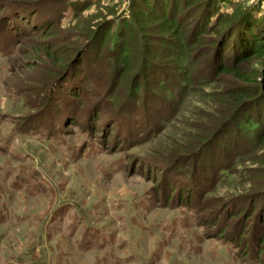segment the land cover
<instances>
[{
  "label": "rangeland",
  "instance_id": "rangeland-1",
  "mask_svg": "<svg viewBox=\"0 0 264 264\" xmlns=\"http://www.w3.org/2000/svg\"><path fill=\"white\" fill-rule=\"evenodd\" d=\"M133 1L97 0L67 22L70 29L66 30V22L59 27L55 23L47 25L41 14L44 10L52 14L48 8L52 0H0V31L8 42L15 43L4 50L0 42V264H96L91 261L99 260L103 264H257L242 263L241 257L257 252V237L264 230V224L260 226L264 219V188L251 191L264 181V150L256 146L236 165L247 172H242V180H236L234 175V185L227 183L215 191L208 189L210 164L216 162L211 159L214 157H208L213 149L195 154L189 164L196 167L199 181L190 187L189 196L160 158L177 146L193 143L205 130V119L211 111L202 103L200 94L188 97L178 113L161 124V119L170 115L169 102L174 101L155 90L158 103L148 102L145 109L149 108L146 114L159 128L156 136L132 142L124 146L125 152L115 153L114 145L123 144L118 121L111 109L96 112V106L90 105L99 101L106 89L121 87L123 82L114 80L99 87L82 79L73 84L68 80V63L78 66L86 77L87 60L97 51L91 46L87 60L84 56L79 60L83 48L73 54L71 38L94 30L101 33L107 28L113 32L115 25H108L113 18L111 12H123L127 17L132 12L136 14L140 34H147L148 44L154 49L149 54L154 69L166 68L170 59L158 57L166 46L156 34L158 20L146 18L144 10L132 6ZM239 1L248 6L257 4L258 14L264 15V0ZM10 6H15V14L7 10ZM189 22L183 23V35L195 37L198 29L194 20ZM11 23H15L14 28ZM226 33L220 40L228 39L230 31ZM210 37L204 34L196 44L189 41L191 54L198 52L200 68L211 56L207 51ZM164 38L174 40L170 35ZM219 43L217 48L221 47ZM225 46L231 49L224 53L225 59L231 61L236 51L230 43ZM66 56L73 59L68 62ZM97 64L101 65L102 60ZM259 65V60L249 59L243 66L250 69ZM170 68L167 74H174ZM56 74H60L59 78ZM228 78L219 79L241 86L253 82L226 81ZM149 79L152 89L153 77ZM237 85L229 83L230 88ZM69 86L78 88L76 98L65 93L64 88ZM88 94L89 103L84 100ZM33 96L44 98L43 108L27 104L34 100ZM13 116L21 121L53 120L61 132L39 128L29 134H16ZM84 128L94 130V136L82 132ZM231 138H223L226 142L219 139V151L231 145ZM96 139L104 142L105 150ZM203 170L206 172L201 174ZM170 189H174L173 200L168 198ZM149 190L158 196L154 203L146 194ZM181 196L196 203L205 229L195 224L191 211L174 207V198ZM254 207L258 209L250 215ZM224 237L237 241L241 257H236L229 244L222 243ZM76 241L80 242L77 247ZM259 255L264 256V240Z\"/></svg>",
  "mask_w": 264,
  "mask_h": 264
},
{
  "label": "trees",
  "instance_id": "trees-1",
  "mask_svg": "<svg viewBox=\"0 0 264 264\" xmlns=\"http://www.w3.org/2000/svg\"><path fill=\"white\" fill-rule=\"evenodd\" d=\"M52 1L53 4L48 6V8H51L52 14L50 15L45 10L41 12L42 16L46 17L45 22H47V25L55 23L57 27L66 22L64 27L68 30L70 27L67 22L72 20L81 9L90 6L97 0ZM133 3L132 6L136 7L138 11L144 10L146 18L156 17L158 20L159 28L156 34L161 37L160 42L166 45L164 50L159 51L158 57L161 60H171L166 62L168 64L165 66L166 68L160 67L162 70L154 69V62L149 56L154 49L148 44L147 34L145 32L142 35L140 34V30L136 26V14L134 15L132 12L127 17L124 16L123 12L119 15L111 12L110 15L113 18L109 20L108 25H115L113 32L110 28H107L101 33L94 30L83 34V36L75 34L71 38L72 44L75 46L72 51L73 54L83 48L77 59L80 60L84 56L87 60V57H89L87 51L90 50L91 46L95 47L97 51L87 60L88 71L91 74H88V76L86 74V77L85 73L78 69V66L73 67L68 63L66 69H70L68 72L70 74L68 80L72 81L70 84H73L76 80L78 82L80 79L84 83H93V85L96 83L99 87H104L105 83L110 82L111 84L114 80L123 82L121 87L106 89L102 98L96 103L89 101V94L84 98L87 102H91V105H89L92 108L96 106L94 108L96 112L103 108L111 109L110 113L118 121L119 130L123 134L121 139L123 144L114 145V148L117 147L115 153L125 152L126 147L132 142L140 143L156 136L159 128L146 114L149 108L145 109V104L148 102L158 103V99L154 95L155 90L161 91L162 95L171 97V100L174 101L172 104L169 102L170 115L163 118V120L161 119V124L168 123L169 118L174 113H178L188 97L191 98L196 94H200L199 96L203 99L202 103L211 111L210 117L205 119V130L200 133L193 143L186 146H177L175 149L163 154L160 159L166 167L173 171V176L178 178L180 187H185L187 195L190 196L192 193L190 187L197 184L199 177L197 176L196 167L191 166L189 160L193 159L195 154L200 153V151L211 148L213 151H210L208 157H214L211 159L216 162L213 161L210 164L212 166L210 168L211 176L208 179V189L215 191L227 183H231V186L234 185L233 182L237 179L242 180V172L247 173L236 168V165L249 157L248 154L256 146L259 150H264V15L258 14L259 7L257 4L253 5L254 8L243 4V1L239 0H134ZM14 7L7 8V10H10L9 13L15 14L17 12H13ZM195 16L196 19L193 18ZM192 20H194V27L198 29V35L195 37L193 35L192 37L183 35V23H191L189 21ZM14 25L15 23H11V28H14ZM42 30L40 31L42 32ZM194 31L195 29H193ZM227 31H230L228 39L220 40L221 37L226 36ZM204 34L211 36L207 44L210 46L207 51L211 53V56L203 64V68H200V64L196 61L198 52L191 54L190 43L191 41L194 44L199 43ZM168 35L173 37L174 40H166L164 37ZM0 42L4 45L2 46L4 50L15 44L11 40L8 42L1 31ZM217 43L221 47L217 48ZM227 43H230L236 51L231 61H227L224 55L230 49V47L225 46ZM72 59L73 56H66L65 60L69 62ZM249 59L259 60L260 68L258 69L259 66L257 68L252 66L250 69L245 68L243 65ZM100 60H102L101 65L97 64ZM169 66L170 69L173 68L174 74H167L168 71L166 70H169ZM204 67H209L208 72L205 71ZM261 67L263 68L261 69ZM260 70H263V73ZM59 76L60 74H56L55 77L59 78ZM222 76H229L226 81L251 79L253 82L250 86H241L237 85L238 82H221L219 78ZM149 77H153L152 89L149 88L151 82ZM229 83H235L237 86L230 88ZM69 87L64 88L65 93L70 98H76L79 92L78 88ZM54 92L55 88L53 89V96ZM49 93L50 90L47 91V96H49ZM33 97L34 100L27 104L30 106L34 104L37 109L43 108L45 105L44 98ZM60 99L62 100L63 97H60ZM87 120L86 118L85 124ZM12 125L14 133L22 135L29 134L31 131L34 132L39 128H43L48 132H61L59 127H54L53 120L45 122L43 119L29 120L28 118L21 121L18 117L13 116ZM83 131L91 137L94 136V130L89 131V129L84 128ZM230 135L232 136V140H230L232 146L227 145L228 148L219 151V139L226 142L225 139H228ZM97 141L100 148L105 150L106 145L104 142L102 140ZM248 143H251V145L249 146ZM218 153H222L223 156L219 157ZM201 171V174L206 172ZM234 175L236 180H231ZM263 188L264 181L251 191L256 192L257 190H263ZM173 193L174 189H170L169 195L171 194V197H168L169 199L173 198ZM146 194L151 202L154 203L157 200L158 196L154 190H149ZM263 194L264 192H261L264 197ZM225 200H228V198ZM173 205L191 211L195 224L205 229V222L198 213V206L193 203L191 198L176 197ZM257 209V207H254L250 215H252V212H256ZM263 224L264 219L260 222V226ZM257 239L258 245L255 248L257 252H248L246 257H241L240 246L234 238L224 237L221 241L223 244H229L235 249L234 254L236 257L243 258L241 259L242 263L255 261L257 264H264V256L259 255L264 240V230L258 235Z\"/></svg>",
  "mask_w": 264,
  "mask_h": 264
},
{
  "label": "crops",
  "instance_id": "crops-1",
  "mask_svg": "<svg viewBox=\"0 0 264 264\" xmlns=\"http://www.w3.org/2000/svg\"><path fill=\"white\" fill-rule=\"evenodd\" d=\"M67 228L70 229V230H72V226H67ZM78 245H80V242L78 243V242L76 241V247H77ZM76 251L78 252L79 250L76 249ZM79 252H81V249H80ZM112 257H114V256L112 255ZM91 263L103 264L100 260H99V261H95V262H94V261H91ZM84 264H87V263H84Z\"/></svg>",
  "mask_w": 264,
  "mask_h": 264
}]
</instances>
